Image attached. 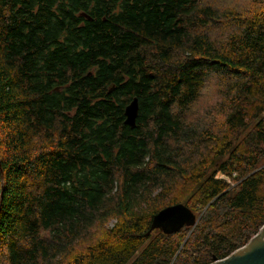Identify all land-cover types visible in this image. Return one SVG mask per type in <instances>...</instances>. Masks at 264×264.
<instances>
[{
  "label": "trees",
  "instance_id": "16d2710c",
  "mask_svg": "<svg viewBox=\"0 0 264 264\" xmlns=\"http://www.w3.org/2000/svg\"><path fill=\"white\" fill-rule=\"evenodd\" d=\"M252 2L0 0V264H208L260 230L264 0ZM209 24L234 31L223 44ZM212 79L222 121L187 122ZM177 203L197 224L148 234Z\"/></svg>",
  "mask_w": 264,
  "mask_h": 264
},
{
  "label": "rangeland",
  "instance_id": "374dc122",
  "mask_svg": "<svg viewBox=\"0 0 264 264\" xmlns=\"http://www.w3.org/2000/svg\"><path fill=\"white\" fill-rule=\"evenodd\" d=\"M253 0H204L205 3L220 7L221 9L233 8L235 10L239 9L242 12L251 11V6L254 2ZM259 6L257 8L259 10ZM201 31H209L210 35L215 38L217 41L225 43L228 36L234 31L233 27H230L228 24L223 25H207L204 27H200ZM220 99V95L218 93L217 85L215 79H212L206 87L203 89L201 97L197 100L194 106L191 108L189 112H187V122L195 123L199 126H209L214 125L216 123H220L223 119V116L219 113L218 108L222 107L218 102ZM210 127V126H209ZM264 166V165H263ZM219 177L226 180L232 186H235L238 181L234 178L237 177V173L233 172L232 176L224 173H218ZM2 177V176H1ZM165 208V207H164ZM157 214V213H156ZM114 220L111 219L108 221L102 228L97 229L96 236L99 237L102 234L104 235L106 231V227H110ZM102 235V236H103ZM101 236V237H102ZM100 237V238H101ZM185 255H183L184 257ZM69 259H67L68 261ZM65 261L64 264H67Z\"/></svg>",
  "mask_w": 264,
  "mask_h": 264
},
{
  "label": "water",
  "instance_id": "95a60500",
  "mask_svg": "<svg viewBox=\"0 0 264 264\" xmlns=\"http://www.w3.org/2000/svg\"><path fill=\"white\" fill-rule=\"evenodd\" d=\"M82 14L89 17V15L86 13ZM139 110V100L137 97H135L125 108V124L131 127H136ZM1 174L3 178V171L1 172ZM2 198L3 193H1L0 196V210ZM175 210L183 215L178 222L172 225H165L164 223H160L159 220L161 219V217L163 219V216L166 215L168 211ZM197 222V216L188 206L183 203H177L166 206L154 215L148 234L158 228H161L164 232L170 234L180 230L184 226H195ZM208 264H264V224L262 225L260 230L255 235H253L244 245L235 249L228 256L221 259L215 258L213 262Z\"/></svg>",
  "mask_w": 264,
  "mask_h": 264
},
{
  "label": "bare ground",
  "instance_id": "6f19581e",
  "mask_svg": "<svg viewBox=\"0 0 264 264\" xmlns=\"http://www.w3.org/2000/svg\"><path fill=\"white\" fill-rule=\"evenodd\" d=\"M130 114V113H129ZM182 214L180 212L175 211H168L166 215H164L163 219L159 220L160 223H164L165 225H172L180 220L182 218Z\"/></svg>",
  "mask_w": 264,
  "mask_h": 264
},
{
  "label": "flooded vegetation",
  "instance_id": "af4514ba",
  "mask_svg": "<svg viewBox=\"0 0 264 264\" xmlns=\"http://www.w3.org/2000/svg\"><path fill=\"white\" fill-rule=\"evenodd\" d=\"M83 13H86V12H83ZM86 14H87V13H86ZM82 15H83V14H82ZM88 15H89V14H88ZM83 16H85V15H83ZM85 17H87V16H85ZM87 18H88V19H93L91 15H89V17H87ZM57 89H58V88H57ZM134 98H135V97H134ZM137 98H138V97H137ZM138 100H139V98H138ZM131 101H132V100H131ZM131 101H130V102H131ZM130 102H129V103H130ZM129 103H128V104H129ZM128 104H127V105H128ZM127 105H126V106H127ZM125 108H126V107H125ZM139 108H140V104H139Z\"/></svg>",
  "mask_w": 264,
  "mask_h": 264
}]
</instances>
